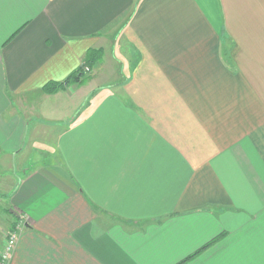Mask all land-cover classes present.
<instances>
[{"label":"crops","instance_id":"1","mask_svg":"<svg viewBox=\"0 0 264 264\" xmlns=\"http://www.w3.org/2000/svg\"><path fill=\"white\" fill-rule=\"evenodd\" d=\"M0 183L8 264H264V0H0Z\"/></svg>","mask_w":264,"mask_h":264},{"label":"trees","instance_id":"2","mask_svg":"<svg viewBox=\"0 0 264 264\" xmlns=\"http://www.w3.org/2000/svg\"><path fill=\"white\" fill-rule=\"evenodd\" d=\"M102 56V50L101 49H95L89 51V53L86 56L85 62L78 68L76 69L73 73L70 74V76L63 82L61 83H48L45 87H47V90H54L58 86H62L68 83H79L81 84L84 82L89 76L88 72L85 70V66L92 67L94 63L99 60Z\"/></svg>","mask_w":264,"mask_h":264},{"label":"rangeland","instance_id":"3","mask_svg":"<svg viewBox=\"0 0 264 264\" xmlns=\"http://www.w3.org/2000/svg\"><path fill=\"white\" fill-rule=\"evenodd\" d=\"M39 159L40 161H43V159H45V156H40V157H37V154L34 152L33 153V156H32V160H35V159ZM31 163H34V162H31ZM17 166H16V168H12L11 170L10 169H6V168H4L5 170H3V171H5L4 173H7V171L9 172V173H12V171H16V175H22L21 173H22V170L20 169V165H21V162H19V163H17L16 164ZM14 173V172H13ZM1 184V183H0ZM1 185H3V184H1ZM2 189L0 188V191H1ZM3 195V194H2ZM7 214H6V210H5V207L4 206H2V205H0V230L1 229H7V226H8V223H9V221H7L6 219H7Z\"/></svg>","mask_w":264,"mask_h":264},{"label":"built area","instance_id":"4","mask_svg":"<svg viewBox=\"0 0 264 264\" xmlns=\"http://www.w3.org/2000/svg\"><path fill=\"white\" fill-rule=\"evenodd\" d=\"M90 67L89 66H85V70L89 71ZM15 242H16V234L15 233H10L4 249L2 250V252L0 253V264H8L9 263V259L11 256V253L13 251V248L15 246Z\"/></svg>","mask_w":264,"mask_h":264}]
</instances>
